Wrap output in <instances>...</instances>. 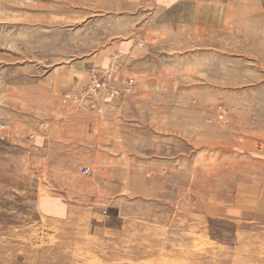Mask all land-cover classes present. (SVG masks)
<instances>
[{
  "label": "rangeland",
  "instance_id": "374dc122",
  "mask_svg": "<svg viewBox=\"0 0 264 264\" xmlns=\"http://www.w3.org/2000/svg\"><path fill=\"white\" fill-rule=\"evenodd\" d=\"M0 264H264V0H0Z\"/></svg>",
  "mask_w": 264,
  "mask_h": 264
},
{
  "label": "built area",
  "instance_id": "2783aa9c",
  "mask_svg": "<svg viewBox=\"0 0 264 264\" xmlns=\"http://www.w3.org/2000/svg\"><path fill=\"white\" fill-rule=\"evenodd\" d=\"M112 70V68L108 69L106 71V74H103V76H94L91 80V83L87 86L82 100L87 97V102L89 101L91 103V100L97 98L99 93L104 98H113L117 95L119 96L120 88L112 83H109L111 78H109L108 74L111 73ZM130 82L133 81L131 80ZM87 105V107H89L90 104ZM91 106L95 107L96 104L92 103ZM82 173L84 175L89 174V169L87 167H84L82 169Z\"/></svg>",
  "mask_w": 264,
  "mask_h": 264
},
{
  "label": "bare ground",
  "instance_id": "6f19581e",
  "mask_svg": "<svg viewBox=\"0 0 264 264\" xmlns=\"http://www.w3.org/2000/svg\"><path fill=\"white\" fill-rule=\"evenodd\" d=\"M117 96H118V95H117ZM117 96H116V97H117ZM110 97H111V96H110ZM113 98H115V97H113ZM87 104H88V102H87ZM87 106H88V105H87Z\"/></svg>",
  "mask_w": 264,
  "mask_h": 264
}]
</instances>
